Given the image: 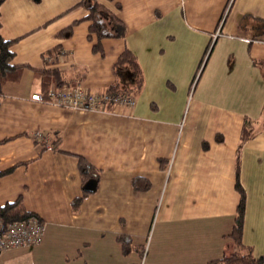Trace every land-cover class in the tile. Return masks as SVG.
<instances>
[{
	"label": "crops",
	"instance_id": "1",
	"mask_svg": "<svg viewBox=\"0 0 264 264\" xmlns=\"http://www.w3.org/2000/svg\"><path fill=\"white\" fill-rule=\"evenodd\" d=\"M78 1L5 0L0 7L2 33L15 39L13 63L30 64L4 85L0 170L14 169L0 176V205L23 195L45 222L40 242L3 250L0 264H207L224 257L241 198L237 155L247 118L256 126L241 149L243 241L264 256V0H117L127 35L105 38L104 55L92 49L89 22L70 38L55 36L87 13L71 9ZM58 44L64 53L52 64L99 92L117 79L119 55L132 49L144 72L136 104L93 110L36 99L43 95L36 68ZM76 154L100 170L89 194ZM136 176L151 187L135 189ZM120 234L146 246L144 256L125 254Z\"/></svg>",
	"mask_w": 264,
	"mask_h": 264
},
{
	"label": "trees",
	"instance_id": "2",
	"mask_svg": "<svg viewBox=\"0 0 264 264\" xmlns=\"http://www.w3.org/2000/svg\"><path fill=\"white\" fill-rule=\"evenodd\" d=\"M4 1L5 0H0V7ZM106 1L113 2L114 8L107 5L103 0H79L71 9L84 7L86 8L87 13L81 18L73 20L72 23L60 29L55 36L59 38H70L74 34L76 26L82 22H89L87 36L89 40L94 42L92 49L95 53L104 55L105 48L103 40L105 38L126 37L128 30L127 24L117 13V10L122 7L121 3L117 0ZM14 41L15 39H9L2 33L0 10V104L2 103L5 95V83L8 81L20 80L24 69L27 66H30V64L13 63L16 55L12 48ZM212 46L213 44L211 42L207 47V51L209 48H212ZM61 53H64V48L61 44L52 47L43 54L46 65L42 68H36L42 78L43 96L46 99L50 98V86L53 82H55L58 87H71L78 84L75 79H72L69 76L67 70L57 65H53L57 62L56 58H58ZM204 60L202 61L201 66L204 65ZM113 68L117 79L107 87V93L129 94L134 96L143 87V68L137 54L132 49L125 48L115 61ZM255 126L256 124L254 120L247 118L245 119L241 131L237 155L236 181V187L241 193V198L237 207L235 224L230 234L232 238L230 252L224 257L209 261L207 264H264V256L255 254L253 248L251 246H247L243 241L246 191L240 180L241 149L243 148L245 142L255 134ZM222 139V136H218L217 138L219 141ZM60 145L61 138H58L55 140L53 147L55 149H60ZM76 155L78 157V165L83 184L93 178L98 181L100 178V170L85 155ZM160 160L163 167L168 166L169 160L166 158H160ZM13 169L14 166L5 170H0V176L11 172ZM133 185L137 190H147L151 187L152 182L147 177L136 176L133 178ZM85 194H89V191L86 190ZM83 199L84 196L74 199L73 207L75 210L79 209ZM32 215L39 216L36 212L27 208L23 195H20L15 200L8 201L5 204L0 205V216L8 222L28 219ZM41 220L43 221L42 218ZM118 240L121 242L125 254H128L133 250H137L140 252L141 256H144L146 246L134 245L132 238L129 235L120 234L118 236Z\"/></svg>",
	"mask_w": 264,
	"mask_h": 264
},
{
	"label": "built area",
	"instance_id": "3",
	"mask_svg": "<svg viewBox=\"0 0 264 264\" xmlns=\"http://www.w3.org/2000/svg\"><path fill=\"white\" fill-rule=\"evenodd\" d=\"M36 99L73 109L88 107L93 110H105L110 104L130 106L136 104L133 95L93 91L80 84L58 87L55 82L50 86V98L46 99L42 94H37ZM36 138L50 145L43 133H36ZM44 229L45 222L37 215L11 222L0 216V252L10 247L40 242Z\"/></svg>",
	"mask_w": 264,
	"mask_h": 264
},
{
	"label": "water",
	"instance_id": "4",
	"mask_svg": "<svg viewBox=\"0 0 264 264\" xmlns=\"http://www.w3.org/2000/svg\"><path fill=\"white\" fill-rule=\"evenodd\" d=\"M97 188V180L96 179H90L88 180L85 185H84V189L88 190V191H95V189Z\"/></svg>",
	"mask_w": 264,
	"mask_h": 264
},
{
	"label": "rangeland",
	"instance_id": "5",
	"mask_svg": "<svg viewBox=\"0 0 264 264\" xmlns=\"http://www.w3.org/2000/svg\"><path fill=\"white\" fill-rule=\"evenodd\" d=\"M213 42H214V39H212V44H213ZM210 50H211V48H209L208 49V51H207V53H206V55H205V62H206V60H207V55H209V53H210ZM205 62H204V64H205ZM204 66V65H203ZM203 66H201V70L200 71H202V69H203ZM199 74H200V72L196 75V79L195 80H197L198 79V77H199Z\"/></svg>",
	"mask_w": 264,
	"mask_h": 264
}]
</instances>
